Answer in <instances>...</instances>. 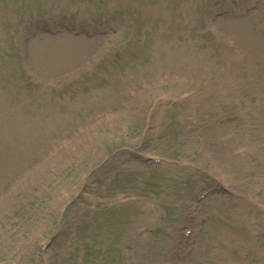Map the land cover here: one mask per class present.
I'll use <instances>...</instances> for the list:
<instances>
[{
	"label": "rangeland",
	"instance_id": "374dc122",
	"mask_svg": "<svg viewBox=\"0 0 264 264\" xmlns=\"http://www.w3.org/2000/svg\"><path fill=\"white\" fill-rule=\"evenodd\" d=\"M211 1L0 0V264H176L188 183L220 174L236 195L203 203L185 264L264 261V0L215 22ZM115 10L106 33L39 32L22 57L33 22Z\"/></svg>",
	"mask_w": 264,
	"mask_h": 264
},
{
	"label": "bare ground",
	"instance_id": "6f19581e",
	"mask_svg": "<svg viewBox=\"0 0 264 264\" xmlns=\"http://www.w3.org/2000/svg\"><path fill=\"white\" fill-rule=\"evenodd\" d=\"M85 41H88V39H84ZM83 46V45H82ZM86 45H84V47H82V51H86L88 47H85ZM165 100H168V98H165ZM244 131V130H243ZM228 155V153H227Z\"/></svg>",
	"mask_w": 264,
	"mask_h": 264
}]
</instances>
